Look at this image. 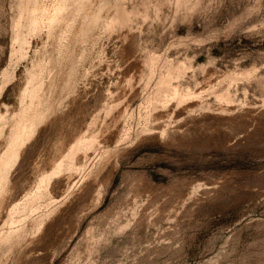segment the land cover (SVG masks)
<instances>
[{
	"label": "rangeland",
	"instance_id": "374dc122",
	"mask_svg": "<svg viewBox=\"0 0 264 264\" xmlns=\"http://www.w3.org/2000/svg\"><path fill=\"white\" fill-rule=\"evenodd\" d=\"M27 2L0 0V264H264V0Z\"/></svg>",
	"mask_w": 264,
	"mask_h": 264
},
{
	"label": "bare ground",
	"instance_id": "6f19581e",
	"mask_svg": "<svg viewBox=\"0 0 264 264\" xmlns=\"http://www.w3.org/2000/svg\"><path fill=\"white\" fill-rule=\"evenodd\" d=\"M28 2L27 3H30L31 2V0L29 1V0H27ZM29 5V4H28ZM69 5V4H68ZM23 6V5H22ZM25 7H27V5L25 6ZM29 7V6H28ZM28 9V10H27ZM26 9V12L27 11H29V8H27ZM22 14V13H21ZM24 14V13H23ZM27 15H28V13H27ZM30 16H33L32 14L30 15L29 14V16H27V17H29V18H26V19H29V21L28 22H30L29 24H31L30 26V28H33V27H35L36 28V20L37 19H35L34 18V16L33 17H30ZM38 23V22H37ZM55 23V22H54ZM156 59V58H155ZM156 64V63H155ZM153 67V66H152ZM152 67H151V69H152ZM149 70V69H148ZM159 78V77H158ZM166 78V77H165ZM165 78H159L158 80V85L160 86V85H162L161 87L163 88V86H164V89L166 88L167 89V91L169 90V89H171L172 91L171 92H173L172 94H174V95H170L169 93V97H171V96H175L177 93H176V91H174L173 89H175L174 87L173 88H171V85L168 83L169 81L167 80H165ZM168 79V78H167ZM171 80V79H170ZM157 86V85H156ZM158 86V87H159ZM160 87V88H161ZM159 88V89H160ZM158 89V90H159ZM165 89V90H166ZM157 90V91H158ZM165 90H164V92H165ZM160 91V90H159ZM158 91V92H159ZM170 91V90H169ZM165 93H167V92H165ZM166 95V94H165ZM185 95V94H184ZM186 95H188V94H186ZM185 95V96H186ZM162 96V95H161ZM160 96V97H161ZM180 96H182V95H180ZM180 96H178V97H180ZM166 97V96H165ZM184 97V96H183ZM177 98V97H176ZM175 98V99H176ZM186 98V97H185ZM180 99H181V97H180ZM179 99V100H180ZM178 100V99H177ZM38 110V109H37ZM38 114V113H37ZM26 115H28V114H25V116ZM30 116V115H29ZM39 119V118H38ZM29 121V120H28ZM26 125V124H25ZM22 127H24V125L22 126ZM17 128V127H16ZM20 129H21V127H20ZM16 132V131H15ZM25 137V136H24ZM24 137H22V134H19V135H16L15 136V139H14V141H13V143H12V145L9 147V149H8V151L3 155V156H1L0 157V177H2V173H3V170L6 168V166H8L7 164H10V159H11V161L13 160V159H15V157L17 156V154H18V149H16L15 147L21 142V140H22V138H24ZM27 137V136H26ZM94 137V136H93ZM92 139V138H91ZM88 140V139H87ZM95 140V139H94ZM22 143V142H21ZM92 144V141H86L84 138L83 139H81L80 141H78L77 142V144L76 145H78L79 147H84V146H88V145H91ZM72 146V145H71ZM19 148V147H18ZM72 149H73V147H71ZM77 148V147H76ZM75 149V148H74ZM77 150V149H76ZM84 150V149H83ZM85 151V150H84ZM73 154H74V152H72ZM72 153L69 155L70 157H72ZM76 154V153H75ZM74 154V155H75ZM68 156V157H69ZM69 157V158H70ZM70 159H72V158H70ZM15 161V160H14ZM62 162L63 161H60L59 162V164H58V166L56 167V169L55 170H53L46 178H44V179H42V181H46V183H47V185H49L50 184V180H51V178L53 177V175H55V174H57V172H59L58 170H61V168H62ZM64 163V162H63ZM69 165V164H68ZM12 166V165H11ZM72 166V165H71ZM5 167V168H4ZM6 170V169H5ZM4 170V171H5ZM6 183V182H5ZM46 185V186H47Z\"/></svg>",
	"mask_w": 264,
	"mask_h": 264
}]
</instances>
